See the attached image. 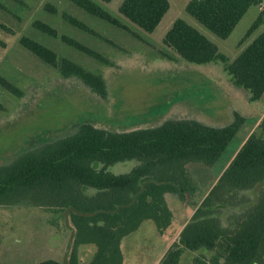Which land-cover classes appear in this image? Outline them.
Returning a JSON list of instances; mask_svg holds the SVG:
<instances>
[{"label": "trees", "instance_id": "obj_1", "mask_svg": "<svg viewBox=\"0 0 264 264\" xmlns=\"http://www.w3.org/2000/svg\"><path fill=\"white\" fill-rule=\"evenodd\" d=\"M68 1L129 32L92 0ZM251 6L260 11L241 39L243 44L264 25V0H189L184 10L213 35L226 39ZM168 9V0H123L118 12L137 28L151 33ZM62 16L69 24L95 34L69 14ZM33 27L58 37L46 23L34 21ZM60 38L110 65L104 56L74 39ZM19 43L63 78H75L98 98H107V86L100 74L58 57L29 37L22 36ZM162 43L189 63H221L232 85L246 92L250 102L264 92V33L254 37L233 60L182 18L173 22ZM0 86L16 97L22 95L1 76ZM244 122L245 117L234 112L233 120L223 126H210L193 118H168L131 131L81 123L73 133L0 164V207L40 208L54 214L49 219L52 225H56V217L68 216L73 235L66 261L47 259L37 264H179L185 252L193 254L194 264H264V117L193 211L189 210L199 190L191 167L212 166ZM127 160L138 163L128 173L108 171L109 166ZM171 201L183 208L179 210ZM145 221L153 222L159 236L172 227L176 231L163 254L156 252L149 262L146 252L135 249L130 254L124 242ZM83 246L91 250L86 262L79 254Z\"/></svg>", "mask_w": 264, "mask_h": 264}, {"label": "rangeland", "instance_id": "obj_2", "mask_svg": "<svg viewBox=\"0 0 264 264\" xmlns=\"http://www.w3.org/2000/svg\"><path fill=\"white\" fill-rule=\"evenodd\" d=\"M123 23L121 30L87 13L68 0H0V76L22 91L16 97L0 86V164L46 141L73 133L81 123L97 127L131 131L157 125L168 118H193L210 126H223L233 120L234 112L245 122L210 167L194 165L193 177L199 190L190 211L221 174L225 164L264 117V92L255 101L236 87L221 63L196 65L183 60L163 45L162 39L177 18L215 44L218 51L233 60L258 34L260 26L240 44L260 8L251 6L226 39H220L185 13L189 0H168L169 9L151 33H146L124 19L118 12L123 0L103 3L92 0ZM52 8L55 9L52 10ZM67 13L88 26L95 34L85 32L63 18ZM40 21L54 28L52 37L33 27ZM29 37L94 74H100L107 86V98L92 94L81 81L63 78L23 48L19 39ZM67 36L104 56L101 63L61 40ZM127 160L108 167L113 174L128 173L137 165ZM172 204L180 209L183 205ZM64 214V213H63ZM54 214L31 205L0 207V264H37L53 259L65 262L73 235L68 216L49 219ZM176 233L172 227L165 232L164 246L170 245ZM125 249L146 252L147 262L160 252L162 244L152 221H145L138 230L125 238ZM94 249L93 245H89ZM132 251V252H131ZM79 254L86 262L91 250L85 246ZM193 254L185 252L179 264H194Z\"/></svg>", "mask_w": 264, "mask_h": 264}, {"label": "crops", "instance_id": "obj_3", "mask_svg": "<svg viewBox=\"0 0 264 264\" xmlns=\"http://www.w3.org/2000/svg\"><path fill=\"white\" fill-rule=\"evenodd\" d=\"M259 120H260V119H259ZM259 120H258V122H259ZM250 132H251V131H250ZM250 132H249V134H250ZM249 134H248V135H249ZM246 138H247V137H246ZM246 138H245V139H246ZM245 139H244V140H245ZM244 140H243L241 143H243ZM241 145H242V144H241ZM241 145H240V146H241ZM238 149H239V148H238ZM238 149H237V150H238ZM237 150H236V152H237ZM236 152H234V154L231 156L230 160L225 164L224 168H225V167L228 165V163L232 160V158L234 157V155H235ZM224 168H223V170H224ZM223 170H222V171H223ZM221 173H222V172H221ZM218 177H219V176H218ZM218 177H217V178H218ZM217 178H216V179H217ZM215 181H216V180H215ZM215 181H214V182H215ZM214 182H213V183H214ZM189 210H190V208H189ZM192 211H193V210H192ZM192 211H191V212H192ZM157 234H158V233H157ZM158 238L160 239V242H161V244H162V249H161V255H162L163 252L169 247V245H165V246H164V244H163L164 239H166V238H165V233H164L163 235H161V236H159V234H158ZM173 240H174V237H173Z\"/></svg>", "mask_w": 264, "mask_h": 264}]
</instances>
